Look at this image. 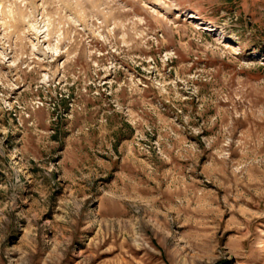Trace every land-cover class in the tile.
I'll return each instance as SVG.
<instances>
[{
    "label": "rangeland",
    "instance_id": "obj_1",
    "mask_svg": "<svg viewBox=\"0 0 264 264\" xmlns=\"http://www.w3.org/2000/svg\"><path fill=\"white\" fill-rule=\"evenodd\" d=\"M0 264H264V0H0Z\"/></svg>",
    "mask_w": 264,
    "mask_h": 264
}]
</instances>
